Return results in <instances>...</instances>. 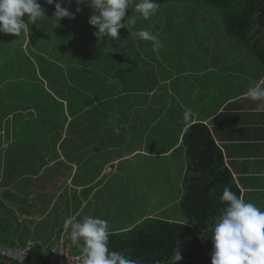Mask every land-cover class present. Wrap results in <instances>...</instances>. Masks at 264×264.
Instances as JSON below:
<instances>
[{"label": "rangeland", "instance_id": "rangeland-1", "mask_svg": "<svg viewBox=\"0 0 264 264\" xmlns=\"http://www.w3.org/2000/svg\"><path fill=\"white\" fill-rule=\"evenodd\" d=\"M113 1L122 2L123 0ZM125 1H132L130 8L121 9V6L125 5L119 4L117 7L110 0H0V44L5 48L10 41L18 47H13L11 53H18L16 54L19 56L18 61L22 63L18 66L14 64V67H21L22 85L25 90H28L25 91L24 88L22 90L23 104L36 100V103L44 108L49 105L54 116L56 114V118H61V106L66 108L65 103L73 99L69 112L75 115L72 126L69 129L65 126L63 131V137L66 140L63 143L61 140L58 145L57 140L60 135L54 134L52 135L54 141L51 136L49 146L46 148V152L51 148L52 152L55 150L56 153L61 154L62 161L58 168L63 171V174L56 175L54 171L57 166L47 164L40 167L44 168L40 173L41 177L35 179L34 184L27 183L25 186L29 199L45 191H50L49 198L53 199V192L58 194L59 188L63 187L64 191L58 197H61L60 201H63L60 205L65 213L62 211L61 216L52 215L43 219L38 215L42 213V210L44 211L43 201H5L7 208L13 211L14 215L4 213L0 216V221L9 222L10 229L6 234L2 233L3 240L0 239V244L4 245V239L13 237L12 230L16 228L15 222H23L27 225L25 228L27 235L32 232L36 238L43 236L45 238L43 241L46 242L48 239L50 244L65 237L84 252L90 243L93 230L101 228H106L108 231L115 230L127 224L126 221L132 220L137 213L143 214L146 210L152 209L151 212H156L159 218L183 217L181 208L185 174L183 168H186L187 159L182 157V153L176 152L171 157L153 158L138 155L134 159L123 161L120 166L127 168L129 174L126 175L125 171L122 178L115 180L116 183H110L98 192L89 204L93 206V215L88 213V210H84L77 222L66 226L69 216L68 209L64 208L65 202L74 201L77 204L84 200V189L74 190L70 184L66 183L69 174L77 171L75 165L79 160H83L86 156L90 157L88 166L82 164L80 166L78 175L80 178L77 181L81 182L86 174L89 176L90 171L96 172L102 168L105 161L119 154H128L133 148L144 146L150 149H165L169 139L173 140L182 130V127L166 126V123L160 122L163 115L158 110L141 107L147 95L142 91V94L134 93L133 77L142 73L143 69L142 72L133 70L132 65L134 66V60L138 54L134 51L132 31L128 30L127 23L151 20L164 24L163 34L157 36L159 38L156 46L146 45L148 50L153 48L154 52L145 51L147 55H157L161 61L163 57L170 58L174 52L181 55L191 54L188 50L192 47L185 45V42L196 36V32L207 35L205 37L213 33L215 37L210 36L211 39H227L221 36L224 27V11L221 7L207 4L202 0L171 2L164 5L148 0ZM166 5L170 7L167 8ZM191 5L200 8L199 11L191 8ZM117 23L122 28L125 26V29H122L125 32H116ZM140 36L147 39L146 35L140 34ZM120 39L125 41L126 47L113 46L118 45L117 41ZM176 40L180 42L178 47L174 45ZM44 41H47L44 51L43 48L41 50L34 48V52L38 55L28 52L33 45L38 44V47L40 45L43 47ZM124 41L119 42L124 43ZM22 44L24 47L28 45L24 51ZM26 52L32 62L26 56ZM11 53L0 51L2 61L6 58L3 61V67H0V72L5 77L10 76L6 61L7 57L13 56ZM196 53L199 52L194 47L191 55ZM44 58L58 60L62 62V66L63 63L66 65V67L63 66V74L69 85L73 86L71 91L68 89L62 94L58 90V84L51 81L52 77L46 72V68L49 69L50 66L45 63L55 61H47ZM168 61L161 63L166 67ZM161 63L158 62L156 66L159 67ZM58 68L54 65L50 71L60 76L62 70ZM163 69L159 70L163 73ZM135 81H140L137 83L138 88L143 89L139 85H144L143 79L136 78ZM31 85V89H28ZM37 88H39L37 91L39 95L35 94L34 89ZM74 91L77 94H73ZM38 96L40 97L37 98ZM154 120L157 122L153 123ZM32 128L36 130L30 126V130ZM84 128L86 130L84 136L82 138L79 135L76 136L78 134L76 131L84 130ZM36 134L35 139L39 140L45 133L40 130V132L36 131ZM47 136L44 141L50 140ZM86 147L88 154H85ZM70 151L74 154H70ZM8 153V150H3L5 158L9 156ZM44 155L45 151H42L39 155L40 159L37 157L34 160L32 153V156L25 157L26 161L23 160V163L28 162V166L34 163L36 166L41 160V165H46L48 160H45ZM5 158L0 164V181L6 178L9 181L10 169L5 164ZM19 167L20 173L24 174L27 171L23 165ZM129 167L135 168L134 175L130 174ZM11 176L13 178L12 174ZM29 177L33 178V176ZM17 178L21 181L20 176ZM3 183L2 188L6 192L9 186L6 180L0 182L1 185ZM56 184H59V187ZM67 185L69 188H66ZM72 191H74L73 195ZM121 193L126 197H122ZM19 199L24 200L22 197ZM101 201H121V207L119 211H116L117 218L116 216L113 218L111 210H107L112 203ZM37 202L41 203V207L37 205ZM167 202L171 205L163 207ZM154 203L155 206L149 208V205ZM35 205L39 207V210H34ZM21 211H26L24 214L26 216L20 217ZM76 228L80 230L79 236L76 231H73ZM63 229L68 231L64 236L60 233ZM13 247L20 246L15 243Z\"/></svg>", "mask_w": 264, "mask_h": 264}, {"label": "trees", "instance_id": "trees-1", "mask_svg": "<svg viewBox=\"0 0 264 264\" xmlns=\"http://www.w3.org/2000/svg\"><path fill=\"white\" fill-rule=\"evenodd\" d=\"M148 1L164 5L188 0ZM202 1L223 8V21L227 32L242 41H246L264 64V0ZM46 42H43V47L41 45L38 47V44L33 45L32 48L28 49V52L38 55L34 52V48L40 50L43 48L44 51ZM22 46L23 51L24 48L28 47V45L24 47V44ZM13 47L18 48L15 43L8 41V46L5 48L1 47L0 44V51L11 53ZM11 54L13 56L7 57L8 60L6 61L11 77H5L0 72V164L5 158L3 150H8L9 156L5 158L6 163H4L10 169L9 181L7 178L0 181L5 182L6 180L9 186L5 192L2 188L4 183L0 184V216L4 213L14 215V212L7 208L5 201H43L44 211L42 210V214H44L48 212L52 201H55L58 195L53 192V199H50L51 192L45 191L30 199L28 198L29 193L18 196L17 193L19 195L21 192L23 193L25 187L17 177L23 176L25 181L32 185L34 178L37 180L41 177L40 173L44 168L40 167L47 166V164L53 165V167L57 166V171H54L56 175L63 174V171L58 168L60 161H62L61 154L56 153L55 150L52 152L51 148L46 152V148L54 134L60 135L57 140L58 145L61 140L62 143L66 140L63 137V131L65 126L69 129L74 122L75 115L69 112L70 105L74 100L65 103L66 108L61 106V118H56V114L54 116L49 105L44 108L38 105L36 100L23 104L22 90L23 88L25 90V87L20 78L21 67H17L18 64L22 63L18 61L19 56L16 55L18 53L13 52ZM26 56L29 58L27 52ZM44 59L55 61L54 63L45 62L50 66L49 69L44 67L47 74L52 77L51 81L53 80L58 84V90L62 94L68 89L71 91L73 86L69 85L65 74H63V66L66 67V65L63 63L62 66V62L58 60ZM5 60L6 58L3 61ZM0 61V67H3L1 56ZM30 61L32 62L31 59ZM14 64L17 65L16 68ZM54 65H57L60 71L62 70L60 76H56L54 72L50 71ZM34 86L36 87V85ZM31 87L32 85L28 89ZM43 89L47 90L46 88ZM34 90L35 94L39 95L37 93L39 88ZM75 91L73 94H77ZM42 111L44 112L42 113ZM30 126L36 130L33 128L30 130ZM40 130L45 133L44 137L36 140V131L40 132ZM85 132V128L76 131L78 133L76 136L79 135L82 138ZM46 135L50 140L44 141ZM53 136L52 140L54 141ZM182 143L186 149L187 168L183 178L184 193L181 198V208L187 223L148 218L140 225L128 230L100 233L95 236L92 247L87 253L88 262L86 264H228V260L233 264L236 256L234 249L237 244L233 221L236 210L241 203V189L226 164L222 148L215 140L207 124L196 122L187 126L183 132ZM42 151H45V160H48L46 165H41V160L36 166L34 163L32 166H28V162L23 163V160L26 161V156H32L33 153L34 158L32 159L35 160ZM21 165L27 170L24 174L20 173L19 166ZM15 174L16 177H14ZM56 186L59 187V184ZM25 192L27 193L28 190L25 189ZM21 197L24 200H20ZM37 205L41 207V203L37 202ZM37 205H35V211L36 209L39 210ZM21 212L25 214L26 211ZM8 223V221H0V239L2 240V233L6 234L10 230ZM14 226L16 228L12 230L13 237L4 239V245H10L12 248H19L13 247L15 243L20 247L25 246L30 241L29 238H32V232L27 235L25 232L26 223L15 222ZM33 237L36 245L26 260L12 261L0 258V264H50V248L59 241L50 244L48 239L46 242L43 241L45 239L43 236ZM66 241L72 242L71 240Z\"/></svg>", "mask_w": 264, "mask_h": 264}, {"label": "crops", "instance_id": "crops-1", "mask_svg": "<svg viewBox=\"0 0 264 264\" xmlns=\"http://www.w3.org/2000/svg\"><path fill=\"white\" fill-rule=\"evenodd\" d=\"M110 1L114 2L117 7L119 4L125 5L121 6V9L130 8L132 2ZM168 5H166L167 8L170 7ZM191 6L194 10L199 11L200 9ZM122 17L125 18V16ZM163 25V23H155L151 20L127 23L128 30L132 31L134 51L138 54L134 60V66L132 65L133 70L142 72L143 69L142 73L133 77L134 93L144 92L147 95L141 107L158 110L163 115L160 122L166 123V126L182 127V130L173 140L169 139L165 149L157 150V148L150 149L144 146L133 148L128 154H119L105 161L102 168L96 172L90 171L89 176L86 174L81 182L77 181L80 178L78 176L80 166L81 164L88 166L90 157L86 156L83 160H79L75 165L77 171L69 174L66 183L70 184L74 190L83 187L84 200L77 204L74 201L65 202L64 208L68 209L69 216L66 226L77 222L84 210H88V213L93 215V206L89 204L98 192L110 183H116L115 180L122 178L125 171L126 175L129 174L127 168L120 166L123 161L134 159L138 155L153 158L171 157L176 152L186 157V149L182 143L183 132L190 124L203 122L210 127L215 140L222 148L226 164L242 192L241 203L233 221L237 235V244L234 249L236 256L233 264H264V64L246 41L230 35L224 25L221 36L227 39H211L210 36L215 37L213 33L205 37L207 35L196 32V36L187 40L185 45L192 47L188 50L189 53H193L194 47L199 53L181 55L174 52L170 58L163 57V62L171 61H168L165 67L157 55L152 56L145 53V51L154 52L153 48L148 50L146 45L156 46L159 38L157 36L163 34ZM122 29H125V26L122 28L117 23L116 32H125ZM111 30L114 31V29ZM140 34L146 35L147 39L141 38ZM120 40L117 41L118 45L113 46L126 47L125 41L122 43L119 42ZM177 40L174 44L176 47L180 43ZM158 62L161 63L159 67L156 66ZM158 68L163 69V73ZM136 78L143 79L144 85L139 84L143 89L138 88L137 83L140 81H135ZM155 122L157 121L154 120L153 123ZM70 154L74 152L70 151ZM85 154H88L87 147ZM129 168L130 174L134 175L135 168ZM186 168H183L184 173ZM35 181L34 178L32 182ZM21 183L24 187L27 186L23 176ZM68 185L66 188H69ZM25 189L22 190V195L27 194ZM62 190L64 189H60L56 194L59 195ZM73 193L74 191L71 194ZM121 195L126 197L123 193ZM101 202L112 203L107 210H111L113 218L115 216L117 218L116 211H119L121 201ZM61 203L63 204V201H60L57 196L55 201H52L48 212L38 214L39 217L46 219L52 215L61 216L63 211ZM167 203L163 207L171 205ZM153 206L155 203L150 204L149 208ZM151 210H146L143 214H135L134 218L138 217L136 220L132 217V220L126 221L127 224L115 230L108 231L106 228L93 230L90 243L84 252H81V248H76L71 242L75 252L87 254L98 234L128 230L140 225L148 218L187 223L184 215L179 219H163ZM24 216L26 215L21 212L20 217ZM77 229L73 231H76L79 236L80 230ZM67 233V230H62L63 236ZM59 239L57 240L66 241L65 237ZM29 240L35 241L34 237ZM227 263L231 264L230 260Z\"/></svg>", "mask_w": 264, "mask_h": 264}, {"label": "built area", "instance_id": "built-area-1", "mask_svg": "<svg viewBox=\"0 0 264 264\" xmlns=\"http://www.w3.org/2000/svg\"><path fill=\"white\" fill-rule=\"evenodd\" d=\"M36 243L28 241L25 246L12 248L0 244V258L5 260L24 261L28 258ZM50 264H86L88 257L86 253H77L71 242L61 240L55 243L49 252Z\"/></svg>", "mask_w": 264, "mask_h": 264}]
</instances>
